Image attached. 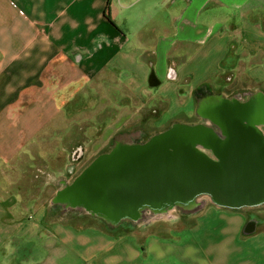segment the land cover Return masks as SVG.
<instances>
[{
    "label": "crops",
    "instance_id": "1",
    "mask_svg": "<svg viewBox=\"0 0 264 264\" xmlns=\"http://www.w3.org/2000/svg\"><path fill=\"white\" fill-rule=\"evenodd\" d=\"M216 76L264 103V0H0V205L19 202L10 165L50 154L63 97L80 82L135 91ZM197 210L164 234L47 224L39 210L4 218L0 208V264H264V210ZM213 219L214 231L199 226Z\"/></svg>",
    "mask_w": 264,
    "mask_h": 264
},
{
    "label": "rangeland",
    "instance_id": "2",
    "mask_svg": "<svg viewBox=\"0 0 264 264\" xmlns=\"http://www.w3.org/2000/svg\"><path fill=\"white\" fill-rule=\"evenodd\" d=\"M128 31L134 32L133 29ZM113 83L82 81L76 91L63 97L60 112L62 132L57 133V138L47 140L50 154L45 158L22 157L16 162L17 165H10V177L16 182L15 191L19 202L8 200L0 205L4 218H9L13 213L32 215L39 210L45 211L47 224L60 222L71 224L77 229L94 227L114 233L133 228L136 232L141 230L166 234L170 227L190 223L182 221V212H197V208L205 206V202L217 199L209 193H198L185 204L180 200H167L149 209L146 205L149 203H143L141 208L132 213L111 214L70 196L71 186L97 157L121 146L146 144L154 136L178 125H203L216 132L206 113L211 106L227 100H245L246 112L261 113L260 118L255 117V122L264 133V103L258 97L262 94H243L246 90L240 86V89L236 86L226 88L222 77H210L202 83L183 85L169 81L159 89L144 81L135 91L126 85ZM163 87L171 88L174 94L163 93ZM232 89L237 90L232 92ZM58 128H61L60 123ZM199 146L209 157L216 158L209 147L202 143ZM74 151H78L76 160L72 158ZM232 206H244L252 213L263 211L264 198L254 206ZM210 209L209 213L218 212L212 207ZM177 217L179 220H175ZM213 221L216 220L210 223L200 220L199 226L202 230L208 228L212 232L218 227ZM137 234L140 238L141 234ZM209 235L210 239L215 240L213 233Z\"/></svg>",
    "mask_w": 264,
    "mask_h": 264
},
{
    "label": "water",
    "instance_id": "3",
    "mask_svg": "<svg viewBox=\"0 0 264 264\" xmlns=\"http://www.w3.org/2000/svg\"><path fill=\"white\" fill-rule=\"evenodd\" d=\"M246 108L224 101L206 113L227 126L226 140L203 125H178L146 144L105 153L75 180L69 194L111 214L132 213L143 203L187 201L201 192L227 206L259 202L264 198V134L244 119L255 121L262 114L247 115ZM199 143L213 149L216 158Z\"/></svg>",
    "mask_w": 264,
    "mask_h": 264
},
{
    "label": "flooded vegetation",
    "instance_id": "4",
    "mask_svg": "<svg viewBox=\"0 0 264 264\" xmlns=\"http://www.w3.org/2000/svg\"><path fill=\"white\" fill-rule=\"evenodd\" d=\"M226 102H230V103H235L236 102L238 104L246 105V107H247V103L245 102V100H241V99L227 100ZM207 118L210 119L211 120V124H213V126H215L216 132H214V133L219 137V139L226 140L229 137V132H228L227 126H223V124H221L219 122V120H216L215 118H212L210 115L208 116V114H207ZM244 121L246 123H248V124H252V125H254V126L259 128L258 124L253 120L252 116H246ZM211 150H212V152L214 154L216 153V152H214L213 149H211Z\"/></svg>",
    "mask_w": 264,
    "mask_h": 264
},
{
    "label": "trees",
    "instance_id": "5",
    "mask_svg": "<svg viewBox=\"0 0 264 264\" xmlns=\"http://www.w3.org/2000/svg\"><path fill=\"white\" fill-rule=\"evenodd\" d=\"M201 193H209V192H201ZM197 194H198V193H197ZM197 194L193 195L192 198H193V197H196ZM199 194H200V193H199ZM209 194H210V193H209ZM188 200H190V199H188ZM188 200H187V201H188ZM176 201H178V200H175V202H176ZM184 202H186V201H184ZM146 205L148 206L149 209H150V208H151V209H152V208H155L154 206H152V205H150V204H146ZM141 206H143V204L139 205V206H138V209L141 208ZM229 207L232 208L233 210H236V209L239 208L238 206H237V207H236V206H229ZM239 209H240V208H239ZM70 225H71V224H70Z\"/></svg>",
    "mask_w": 264,
    "mask_h": 264
},
{
    "label": "built area",
    "instance_id": "6",
    "mask_svg": "<svg viewBox=\"0 0 264 264\" xmlns=\"http://www.w3.org/2000/svg\"><path fill=\"white\" fill-rule=\"evenodd\" d=\"M167 76L168 77H172L174 76V73H173V70L172 69H169L168 72H167ZM152 81V80H151Z\"/></svg>",
    "mask_w": 264,
    "mask_h": 264
}]
</instances>
